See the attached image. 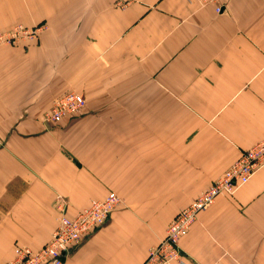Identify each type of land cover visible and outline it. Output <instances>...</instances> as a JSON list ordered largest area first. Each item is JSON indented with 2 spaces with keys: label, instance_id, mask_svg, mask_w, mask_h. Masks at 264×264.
<instances>
[{
  "label": "crops",
  "instance_id": "crops-1",
  "mask_svg": "<svg viewBox=\"0 0 264 264\" xmlns=\"http://www.w3.org/2000/svg\"><path fill=\"white\" fill-rule=\"evenodd\" d=\"M0 264L114 192L62 264H140L170 220L264 139V0H0ZM65 91L82 113L43 114ZM186 264H264V165L180 237ZM170 264H176L174 262Z\"/></svg>",
  "mask_w": 264,
  "mask_h": 264
},
{
  "label": "built area",
  "instance_id": "built-area-1",
  "mask_svg": "<svg viewBox=\"0 0 264 264\" xmlns=\"http://www.w3.org/2000/svg\"><path fill=\"white\" fill-rule=\"evenodd\" d=\"M194 1L198 5L213 4L216 13L220 12L223 2V0ZM42 28L43 25L27 27L15 24L10 29L0 32V44L13 45L19 41L32 39ZM84 104V99L79 93L65 91L53 100L49 109L43 114V120L57 124L65 117L81 114ZM263 165L264 139L243 150L210 185L179 210L166 225L163 236L147 249L146 256L140 264L172 262L186 264L178 241L196 220L197 214L212 204L216 196L232 195ZM119 205V198L110 191L100 199H91L75 215L68 216L65 200L58 199L55 203L56 224L48 241L36 249L14 246L11 257L2 264H62L66 252L101 226L108 214Z\"/></svg>",
  "mask_w": 264,
  "mask_h": 264
},
{
  "label": "rangeland",
  "instance_id": "rangeland-1",
  "mask_svg": "<svg viewBox=\"0 0 264 264\" xmlns=\"http://www.w3.org/2000/svg\"><path fill=\"white\" fill-rule=\"evenodd\" d=\"M14 25H15V24H14ZM2 44H3V43H2ZM3 45H9V44H3ZM192 200H193V199H192ZM122 206H123V205L120 204L118 207H122Z\"/></svg>",
  "mask_w": 264,
  "mask_h": 264
}]
</instances>
